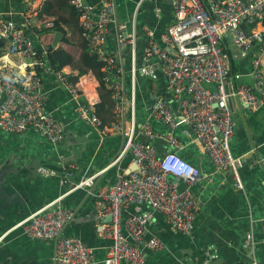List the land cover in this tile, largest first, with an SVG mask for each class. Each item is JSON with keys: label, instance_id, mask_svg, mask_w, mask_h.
<instances>
[{"label": "built area", "instance_id": "2783aa9c", "mask_svg": "<svg viewBox=\"0 0 264 264\" xmlns=\"http://www.w3.org/2000/svg\"><path fill=\"white\" fill-rule=\"evenodd\" d=\"M27 1L33 6L40 3ZM119 1L130 0H101L99 9L85 0H68L78 13L79 35L89 54L103 64V82L112 91L117 121L106 125L100 119L98 100L91 94L87 79L73 82L63 70L57 74L74 97H85L75 108L76 119L110 135L126 132L119 116L127 102L116 80L117 75L125 74L122 53L131 49L134 85L137 74L155 82L158 70L164 72L171 96L158 98L151 112L166 133H157L146 125L142 131L145 143H135L131 133L129 146L136 168L119 175L115 185L107 193H100L96 201L97 232L113 241L103 264H146L145 251L162 247L157 239H146L154 215H163L174 230L191 235L199 209L192 189L207 177L176 153L160 156L154 146L156 140L180 148L182 143L175 132L187 126L183 135L189 133L194 137L215 173H231L237 189L243 190L240 170L244 160L235 157L230 147L236 126L229 104L232 99H239L256 112L264 106V0H167L174 12V22L163 35V47L155 42L152 31H146L148 44L141 66L136 64V32H129L127 23L118 20ZM145 1L149 0L138 1V9ZM43 25L52 30L56 22L48 20ZM109 27L115 28L116 54L105 49ZM68 35L71 36L70 32ZM41 53L48 54L37 49L17 24L0 15V129L19 135L34 132L56 146L63 145L64 128L46 110L42 75L46 63L41 61ZM252 53L253 85L234 86L232 79L238 81L241 76L232 74V59H247ZM134 104L133 96L131 106ZM175 104L179 105V117L174 114ZM253 164L264 170V156ZM66 166L63 183L68 184L77 166ZM39 171L47 177L54 174L43 168ZM97 176L70 185L71 191L94 188ZM173 179L183 181L186 188L180 189ZM133 208L135 213L124 223V212ZM73 217L72 212L56 202L17 223L12 231L21 229L31 239L54 242L56 264H95L94 249L78 238L62 236ZM108 217L112 218L109 224ZM249 243L252 244L251 238ZM261 243L264 246V219ZM249 264L258 263L254 260Z\"/></svg>", "mask_w": 264, "mask_h": 264}, {"label": "crops", "instance_id": "0c3cea01", "mask_svg": "<svg viewBox=\"0 0 264 264\" xmlns=\"http://www.w3.org/2000/svg\"><path fill=\"white\" fill-rule=\"evenodd\" d=\"M85 1L98 9L101 7V0ZM138 1H119L117 14L120 22L127 23L129 32H136V64L141 66L148 44L146 31H152L155 42L163 47V35L174 22V12L167 0L145 1L139 9ZM39 2V5L33 6L27 0H0V15L23 29L37 49L48 53L51 48H65L64 43L67 42L74 46L66 47L67 52L75 55L85 44L79 35L78 17L68 0ZM48 20L60 23L63 30L47 31L43 24ZM57 32L63 33V37L57 46H53ZM105 49L113 54L118 51L114 27H109ZM122 56L125 74L117 75L116 80L127 102L122 116H119V122L126 132L107 135L91 124L77 120L75 108L85 97H74L61 84L48 55L45 56L46 65L42 71L46 110L63 126L64 144L56 146L34 132L19 135L0 129V173L7 171L6 187L15 199L18 196L15 201L9 200V211L0 216V264H56L54 242L31 239L21 229L12 231L17 223L56 202L74 214L62 236L78 238L94 249L95 264H103L107 258L113 241L97 232L98 195L107 193L119 175H126L136 168L129 146L131 133L134 134L132 139L135 143L147 141L142 132L146 125L157 133H166L163 124L152 116L151 109L158 98L171 96L162 69L158 70V80L155 82L137 74L134 85L131 49L124 51ZM253 56L252 53L247 59L234 61L235 75L241 76L238 81L232 79L234 86L253 85ZM74 58L79 60L78 56ZM62 70L70 75L73 82L80 78H83L82 82L87 79L91 94L98 100L96 109L104 124L117 121L115 103L108 97L102 100L101 84L94 71L81 73L70 65ZM210 89L214 90V87L210 86ZM133 96L135 104L131 106ZM229 105L236 126L231 151L235 157L244 160L240 170L243 190L237 189L231 173H215L213 164L203 156L194 137L189 133L188 136L183 135L187 126L175 132L182 143L180 148L156 140L154 146L160 156L176 153L207 177L192 189L199 209L191 235L174 230L163 215H154L148 224L146 239H157L162 247L157 251H145L146 264H249L254 260L264 264V246L261 243L264 170L253 164L255 159L264 156V106L257 112L251 111L239 99H232ZM173 110L179 117L178 104L174 105ZM68 163H74L77 169L69 183L65 184L63 181ZM40 168L54 174L47 177L39 171ZM94 175H98L94 188L71 191L70 185ZM173 181L180 189L186 188L183 181ZM134 213V208L125 211L124 223ZM250 238L252 244L249 243Z\"/></svg>", "mask_w": 264, "mask_h": 264}, {"label": "trees", "instance_id": "16d2710c", "mask_svg": "<svg viewBox=\"0 0 264 264\" xmlns=\"http://www.w3.org/2000/svg\"><path fill=\"white\" fill-rule=\"evenodd\" d=\"M69 3V2H68ZM70 6V5H69ZM71 7V6H70ZM72 8V7H71ZM73 11L76 13L78 17V22H79V16L77 11L72 8ZM59 22V21H58ZM257 24L255 23L252 25L253 28H255ZM62 27L60 23H56V26L52 30H47V31H62ZM85 44V43H84ZM65 48H59L57 50H53L52 48L48 52V60L49 63L51 64V67L53 68L54 71L60 72L64 67L70 65L75 69H78L81 73H85L88 70L94 71L97 74V77L99 79V82L101 84V90H102V100L105 101V99L108 97L109 100H113V95L112 91L105 85L103 82L104 78V73L102 72L103 69V64L97 61V58L94 56H91L89 54V49L87 48V45L80 47V51H77L75 55H71L70 53L67 52L66 47H74L73 45L65 42L64 43ZM230 52V51H229ZM231 54V52H230ZM79 57V60L76 61L74 57ZM39 57L42 62L46 63V57L43 55V53L39 54ZM232 74L235 75V62L232 59V66H231ZM104 93V95H103ZM114 103V101H113Z\"/></svg>", "mask_w": 264, "mask_h": 264}, {"label": "water", "instance_id": "95a60500", "mask_svg": "<svg viewBox=\"0 0 264 264\" xmlns=\"http://www.w3.org/2000/svg\"><path fill=\"white\" fill-rule=\"evenodd\" d=\"M62 37H63V33L57 32L54 37L53 46H57V44L59 43ZM6 172L7 171L5 170L2 173H0V216H3L5 213L9 211L10 201H15L18 198V196H16L17 198L15 199L14 194L10 193V191L6 187V181H5ZM111 220H112L111 217H108L106 219L108 223H110Z\"/></svg>", "mask_w": 264, "mask_h": 264}]
</instances>
